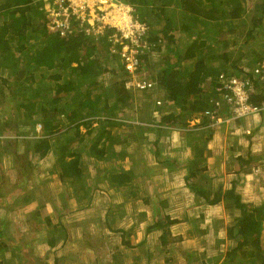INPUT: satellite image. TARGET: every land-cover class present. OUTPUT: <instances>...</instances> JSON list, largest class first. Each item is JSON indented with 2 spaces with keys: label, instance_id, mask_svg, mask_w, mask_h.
Masks as SVG:
<instances>
[{
  "label": "trees",
  "instance_id": "trees-1",
  "mask_svg": "<svg viewBox=\"0 0 264 264\" xmlns=\"http://www.w3.org/2000/svg\"><path fill=\"white\" fill-rule=\"evenodd\" d=\"M117 1L132 5L137 18L141 22L147 23L150 28L145 39H149L151 44L144 48L139 56L145 64L148 75L155 84L165 91V96L160 95L159 98L148 101L144 109V119L146 120L140 121L143 118L137 116L141 119L136 123L132 122L130 126L132 127V139L148 138L157 148L158 137L162 132L171 131L172 127L177 130L187 128L193 117L200 116L206 108L210 107V99L214 97L213 88L206 90L201 86L207 79H213L214 74L221 71L228 72L225 68L223 69V66L214 72L210 71L212 62L203 55L202 49L205 47L206 40H199L196 32L200 34L201 26L207 27L208 24L219 20L223 24H227L232 20L237 21V25L242 26L241 28L248 30L245 34V42L253 41L262 29L264 2L257 5L261 15H254L250 24L244 20V25H242L239 20L245 11L244 0ZM0 19V73L9 69L17 74L14 84L9 85V80L0 76L3 82V84L0 82V98L6 100L10 96L14 98V101H19L21 100L19 95H22L23 100L27 98L32 103V106L29 107L22 103L16 109L18 118L23 117L22 122L18 121L16 125H11V121L19 119L14 120V116L10 114L6 122L0 124V135L5 134L8 130H13L8 129L9 127L14 128L15 126L18 129L20 124L29 128L21 130V132L17 130V137L8 138L3 148V152L12 155L16 163L15 178L17 182L15 185L22 188L23 191L22 193L18 192L17 199L22 198L24 201H28L35 196L34 190L39 178L34 173L35 163L32 157L39 159L52 149L56 159L53 169L59 172L65 189L67 188L66 190L69 191L70 188V193H73L78 200H82L92 193V189L89 190L86 183L89 172L87 158L107 161L109 157L113 156L110 155L112 152L114 156L118 155L117 158H122L124 157L121 152L122 148L118 150L117 144L130 143L128 138L119 141L122 136L112 133L109 128L110 124L117 123L115 113L117 109L134 106L137 94L135 91H138L126 86L129 77L123 78L122 75L128 76V70L121 55L111 50L112 42L109 36L114 32V29H107L99 38L89 36L84 30L80 31L78 28L62 36L47 25L48 18L43 0H5L1 5ZM181 31L185 35L187 33L190 39L184 47L177 43L178 33ZM28 37L30 41H27ZM38 38L40 40L37 47L35 42ZM162 45L168 47L172 55L169 53L161 55L159 66L154 68L150 54L155 49L157 53H160L163 49ZM23 50H25L23 58L26 67L19 69L17 52ZM81 50L84 54L80 53ZM252 53H254L257 62H260L264 58V43L261 50L254 49ZM10 62L13 63L9 64ZM231 63L233 62L231 61ZM236 68L232 69L231 73L239 75L244 72L242 66ZM40 69H44L45 73H41L37 78L35 72ZM49 71L53 72L49 74ZM106 71H110L114 75L117 74V80L106 89L101 84L100 88L104 90L97 91L99 90L98 76ZM117 71H120L121 74L118 75ZM5 84L9 88L8 95L4 89ZM71 84H73L72 87ZM106 91H110V95L113 96V105L109 102L108 95L105 96ZM146 95L151 97V94L147 92ZM43 99H47V101L42 103ZM157 100H160L161 104H158ZM251 102L259 106L263 105L264 82L257 83V90L252 95ZM166 106L171 107L166 109ZM136 112L139 113L141 110ZM156 112L160 113V118L153 116ZM36 113L41 114L40 122L43 123V133H41L44 136L33 138L31 131H34L37 125ZM96 115L103 117L99 127L92 125L95 119L93 117ZM82 125L86 126V131L81 130ZM63 127L68 128L55 134ZM186 132L194 133L195 131L187 130ZM206 133L209 135L208 132ZM134 136L135 138H133ZM206 138L208 139L209 136ZM193 150L195 153L199 151L196 153L198 160L203 158V151L197 141L193 143ZM18 168L20 174H18ZM64 170L67 175L71 170L72 178H66L63 175ZM193 171L190 170L187 179L193 176ZM31 174L32 179L36 180V185L34 181L31 184V191L27 193L25 191L30 186L29 176ZM136 177L137 174L125 171L115 172L111 169L108 182L118 187L129 186ZM6 180L7 176L0 171V186H4ZM1 188L0 199L7 194ZM192 188L201 197L207 198L209 203L221 200L218 193L211 196L202 186L193 185ZM129 192L131 191L129 190ZM225 195L234 199L235 205L241 210L234 223L228 227L229 237L237 239V244L229 250L228 254V262H233L237 259L250 257L251 251L257 249L255 242L249 237L256 235L264 228V204L257 206L253 203L241 202V198L234 195V190L226 191ZM7 212L6 207L0 206V238L7 234L5 225ZM108 213L110 212H107V215ZM157 225L163 229L161 240L166 245L171 222L168 220L159 221ZM106 227H110V223L107 222ZM123 233L124 230H122V235ZM8 238V242L14 244L10 236ZM120 258L118 254L114 255L112 264H120L118 262ZM3 262L0 257V264H4ZM30 262L35 264L33 261Z\"/></svg>",
  "mask_w": 264,
  "mask_h": 264
},
{
  "label": "crops",
  "instance_id": "crops-1",
  "mask_svg": "<svg viewBox=\"0 0 264 264\" xmlns=\"http://www.w3.org/2000/svg\"><path fill=\"white\" fill-rule=\"evenodd\" d=\"M215 77L216 74L213 79ZM210 83L207 79L201 88L206 85L213 88V82ZM229 114L225 108L223 117L227 118ZM187 130L195 132L188 133ZM126 138L129 144H117V149L122 148L121 152L127 157L126 164L122 159L110 169L137 174L134 182L129 186H113L107 181L108 173L106 188L112 192L111 196L105 202L101 201L102 211L89 217L84 216V209L78 210L77 214H67L61 202L55 203L38 192L31 200L19 199L13 204V210L6 214L7 234L0 238V257L4 264H29L28 253L31 252L37 256L34 258L37 264H46L48 260L50 264H61L63 259L66 264H88L86 260L91 264H112L116 254L121 257L120 264H262L264 228L249 237L257 248L251 251L250 257L228 262L229 250L237 244V239L229 237L228 227L241 210L225 192L234 190V195L244 203L264 204V110L217 125L201 114L193 117L185 129L162 132L157 148L148 143V138L136 140L126 135L119 141ZM195 141L203 151L200 160L196 157L199 151L195 153L193 150ZM137 144L141 152L130 155L129 164L128 145ZM50 152L54 156L52 149L46 155ZM110 155L114 156V153ZM191 169L194 170L193 176L187 179ZM50 170L49 176L55 175V182L65 188L59 172ZM63 175L70 179L72 171L67 175L64 170ZM43 179L40 176L37 185L34 179L35 189L45 183ZM94 180L86 179L89 190L94 187ZM193 185L202 186L211 196L218 193L221 200L209 203L207 198L193 190ZM68 197L83 206L82 200L73 193ZM68 199H63V206ZM1 202L0 206H4ZM11 202L13 200H7L6 205ZM107 212L110 213L107 215ZM165 220L171 222L166 245L161 240L163 229L157 225ZM89 221L92 227L87 230L85 223ZM107 222L114 228L106 227ZM11 225L15 228L12 229ZM25 230L29 236L26 240L23 238ZM16 235H20L24 243L16 241ZM89 235L92 240L88 244ZM9 236L14 244L8 242ZM95 238H103V246L107 238L114 240L115 249L108 251L106 259L100 254L103 246L100 247ZM28 246L30 250L27 252Z\"/></svg>",
  "mask_w": 264,
  "mask_h": 264
},
{
  "label": "rangeland",
  "instance_id": "rangeland-1",
  "mask_svg": "<svg viewBox=\"0 0 264 264\" xmlns=\"http://www.w3.org/2000/svg\"><path fill=\"white\" fill-rule=\"evenodd\" d=\"M5 2V0H0V10H1V5ZM244 10L242 13V16L239 20L240 24L244 25V20L247 24L251 23V19L254 18L255 16H259L261 15L260 10L258 9L257 5H260L261 3L264 2V0H244ZM254 10V11H253ZM86 14H88V18L86 17V19L89 21V23H93L92 21L95 22L97 16V12L95 11L94 8H90L88 9V11L86 12ZM264 18V14L262 16ZM87 21V23H88ZM1 22V19H0ZM238 22L236 21H228L227 24H223V22H221L220 20L215 22V23H211L210 25L208 24L207 27L201 26L199 33H197V35L199 36V40H206V44L205 47H203V55L207 56L208 60L210 62H212L210 64V71L214 72L217 68H220L223 66V69L225 68L226 71H232V69L234 70L236 67H240L242 66L243 68H245L246 70L250 71L252 70L255 65L257 64V60L255 59L253 50H261L262 44L264 43V21L262 26V29L260 30L259 33H257L255 40H251L250 42H245L246 41V36L245 34L248 32L247 29L241 28L242 26L237 25ZM89 25V24H88ZM162 25V24H161ZM179 25H181V23H179ZM87 28V26L85 27V29ZM93 29H91L92 31ZM178 41L177 43L181 46L184 47L189 41L190 39L186 35L183 33V31H181L180 33H178ZM185 38H188L187 40ZM39 38L36 40L35 44L38 47V43H39ZM27 41L29 40V37L27 39ZM28 44V43H27ZM163 49L161 50L160 53H157L156 49L155 51L152 52V54H150V58L152 60V67L154 66V68H157V66H159V59L161 57V55H163L164 53H169L170 55H172L171 51L169 50L168 47H166L165 45H162ZM25 53V50H23L22 52H17V60L19 62V69L21 68H25L26 67V62L23 58V55ZM81 54L83 53V50H81L80 52ZM162 53V54H161ZM252 53V54H251ZM231 61L233 63H231ZM13 62H10L9 64H12ZM75 64V63H73ZM116 65V63H115ZM235 66V67H234ZM237 69V68H236ZM154 70V69H153ZM121 71V70H120ZM118 72V75L121 74V72ZM53 71H49V74H51ZM41 73H45L44 69H40L37 70L35 72V77L39 78ZM0 76L7 78L8 81V85L9 84H14V82L16 81V77L17 74L13 71H10L9 69H7L6 71H4V73H0ZM0 77V82L1 78ZM99 77V85H98V89L97 91H100L101 89H106L107 87H109V85H111L115 80H117V74L114 75L112 72L110 71H106L103 74H101ZM122 77L126 78L128 76L126 75H122ZM209 80V79H208ZM47 83V81H46ZM3 84V82H2ZM45 84V82H44ZM102 84L103 88H100ZM211 84V83H210ZM73 86V84H71V87ZM211 87L206 85L205 89L208 90ZM4 89L7 93V95L9 94V88L6 87V84L4 86ZM103 89V90H104ZM96 91V92H97ZM137 92L136 97H135V102H134V106H130V107H124L122 109H117L116 110V122L114 125L110 124L111 127H109L111 129L112 133H116L122 137L124 136H131L132 135V127L130 126V124L133 122L136 123V121H139L142 117L143 120L140 121H144L146 119H144V109L145 106L147 104L148 101H150L151 99H157V97L159 98L160 95L165 96V91L159 87L156 84V87L151 89V90H147L146 92L148 94H151V97L149 98L148 95H146V92H140V91H135ZM108 95V99L109 102H111V105H113L114 103V98L112 95H110V91H106L105 92V96ZM22 95H19V97L21 98V100L19 101H14V98L8 96L6 98V100H3L2 98H0V124H3L6 122V119L9 117L10 114H12L14 116V120L15 119H19V120H15V121H11L10 124L11 125H16L17 122L19 121H23V117L22 118H18V113L16 112V109L18 108L19 105H21L22 103L25 104L26 106H32V103L29 102V100L27 98H25V100L22 99L21 97ZM48 99V98H47ZM47 99H43L41 100L42 103L47 101ZM40 103V101H39ZM168 103V102H167ZM170 105V104H169ZM163 106V105H162ZM34 107V106H33ZM165 107V106H164ZM169 107L171 106H166V109H169ZM141 110V112L137 113L136 111ZM137 116H140L137 118ZM154 117L160 118V113H154L153 114ZM37 119V125L34 128V131H31V137L35 138V137H40L43 134V123L40 122L41 120V114L40 113H36V117ZM93 122V126L94 127H99L101 125V121L103 120L102 115H96ZM85 120V119H84ZM79 122V121H77ZM147 122V121H145ZM66 128L68 127H63L59 130L56 131L55 134H58L62 131H64ZM82 131H86L87 128L86 126L82 125L81 127ZM8 129H13V130H8L5 132V134L0 135V170L2 173H4L7 176V180L5 182L4 186H0V188L2 189V191H5L7 194L4 198L0 199L1 202L4 207H6L8 209V212H10L11 210H13L14 207V203H17L18 201V192L22 193L23 191L21 190L22 188H18L15 184L17 182L16 178H15V174H17V171L15 169V165L16 163L14 162V157L12 155L8 156V154L4 153L3 148L5 147V144L7 143V139L8 138H16V131L17 130H24V129H29L26 126H21V124L19 125L18 129L15 128H11L9 127ZM42 132V133H41ZM44 136V135H43ZM135 137V136H134ZM148 143L150 145L151 141L147 140ZM11 143V142H10ZM11 146V145H10ZM138 144L137 145H132L131 147H129L128 145V149H129V155H128V159L130 162H128L129 164L131 163V157L136 154V152L139 153V151L141 152V149H137ZM131 148V150H130ZM82 151H84L82 149ZM20 152H22V150H20ZM52 152V151H51ZM51 152L49 153V155L43 157V158H35L34 156L32 157L34 163H35V171L34 173H36V177L39 178L40 176L43 179V176L45 177V179H49L48 180H44L45 183H42L38 189H35L34 193L38 192L39 195L42 194V196L45 194V197H50L51 200H53L55 203H60L62 204V209L63 211H66L67 214H75L76 212H78V210L80 211L81 209L85 210V214L84 216L89 217L92 214L98 213L100 211H102V205L100 204L101 201L105 202L106 199H108L111 196V193L109 190H107V183H106V179H107V175L109 173L110 166H114L117 164H120L124 159L125 164H126V158L127 157H123L121 159H118L116 156H112L109 157L107 159V161H105L104 163H99L98 160L94 159V158H87L88 159V167H89V172H88V179L89 181H91V178H94L95 180L93 181L92 186V193L88 194L87 197H85L84 199H82V204L83 206H80L79 204H75L73 202V200H71V197H68V195L70 193V188L69 191L66 190L63 185H59V182L57 181V183L55 182L56 178L55 175H50L49 176V172L51 171L50 169H53L54 164L56 163V159H55V155L53 156L51 154ZM54 152V151H53ZM119 167L116 168V170H118ZM18 174H20V169L18 168ZM39 174V175H38ZM30 177V186L29 188H27V190L25 192H29L31 191V184H33V179H32V174ZM49 177V178H48ZM54 180V181H53ZM108 181V179H107ZM20 183V181H18ZM47 182V183H46ZM18 183V184H19ZM107 187V188H106ZM95 189V191H94ZM73 192V191H72ZM94 192V193H93ZM32 194V193H31ZM21 195V194H20ZM21 197V196H20ZM67 204L66 206H63V199H67ZM7 200L8 201H12L11 203L7 204ZM58 201V202H56ZM84 201V202H83ZM77 214V213H76ZM79 214V213H78ZM19 219V218H18ZM85 229H90L92 227V224L90 223V221L88 223H85ZM1 225V224H0ZM12 229L15 228V226H12ZM19 229L21 230V226H19ZM28 230H25L23 233L24 235V240H26V233ZM17 238L16 241H18L19 243H24L23 239H20V235H16ZM22 237V236H21ZM29 237V236H27ZM39 237V234L38 236ZM102 239L100 240L95 238V242L98 243L100 245V247L103 246L102 243ZM86 240V238H85ZM92 240V237L89 235L87 237V243L89 244V242ZM93 244V243H91ZM25 245V244H24ZM115 242L113 239L107 238L106 239V245L103 246L102 248V252H100V254H103V257L106 259L109 255L108 251L114 250L115 249ZM25 247V246H24ZM30 250V247L28 246V248L26 247V251L28 252ZM29 255V261H33L35 264H37V262L35 261L34 258H36L37 256L35 255V253L31 252L28 253ZM52 258V257H51ZM32 259V260H31ZM81 259V258H80ZM60 261V258L58 259ZM57 260V261H58ZM66 259H63L61 261V264H66ZM41 262V261H40ZM42 263V262H41ZM86 263L91 264V262L89 260H86ZM31 264V263H29ZM46 264H50V261L48 260Z\"/></svg>",
  "mask_w": 264,
  "mask_h": 264
},
{
  "label": "built area",
  "instance_id": "built-area-1",
  "mask_svg": "<svg viewBox=\"0 0 264 264\" xmlns=\"http://www.w3.org/2000/svg\"><path fill=\"white\" fill-rule=\"evenodd\" d=\"M43 1L48 18L47 25L62 36L78 28L89 36L99 38L107 29H114L109 36L112 42L111 50L121 55L128 70L126 86L138 91L156 87L139 56L140 52L151 44L149 39H145L150 28L147 23L137 18L131 5L117 0ZM91 7L98 16L93 23L86 19V12ZM77 22L78 25L75 26ZM209 80L211 84L213 82L214 97L210 99V107L206 108L202 115L208 117L213 125L225 120L246 118L264 110V103L259 106L251 102V97L257 90V83L264 82V58L250 71L244 68V72L239 75L221 71L216 74L215 79ZM157 103L161 104V101L157 100ZM225 108L230 111L227 118L222 115Z\"/></svg>",
  "mask_w": 264,
  "mask_h": 264
},
{
  "label": "clouds",
  "instance_id": "clouds-1",
  "mask_svg": "<svg viewBox=\"0 0 264 264\" xmlns=\"http://www.w3.org/2000/svg\"><path fill=\"white\" fill-rule=\"evenodd\" d=\"M123 3H125V2H123ZM125 4H128V3H125ZM128 5H130V4H128ZM132 6V5H131ZM134 12V11H133Z\"/></svg>",
  "mask_w": 264,
  "mask_h": 264
}]
</instances>
